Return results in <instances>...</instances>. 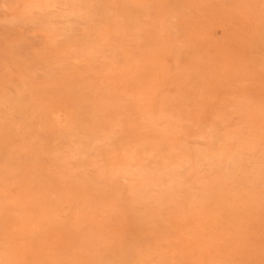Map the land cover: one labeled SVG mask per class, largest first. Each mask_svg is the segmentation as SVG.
I'll list each match as a JSON object with an SVG mask.
<instances>
[{"label":"rangeland","instance_id":"1","mask_svg":"<svg viewBox=\"0 0 264 264\" xmlns=\"http://www.w3.org/2000/svg\"><path fill=\"white\" fill-rule=\"evenodd\" d=\"M0 264H264V0H0Z\"/></svg>","mask_w":264,"mask_h":264}]
</instances>
